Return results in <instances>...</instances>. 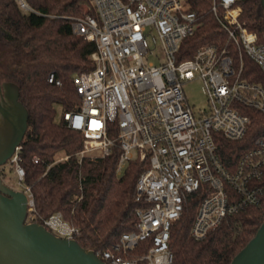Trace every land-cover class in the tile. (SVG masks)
I'll return each instance as SVG.
<instances>
[{
  "label": "built area",
  "instance_id": "built-area-1",
  "mask_svg": "<svg viewBox=\"0 0 264 264\" xmlns=\"http://www.w3.org/2000/svg\"><path fill=\"white\" fill-rule=\"evenodd\" d=\"M16 1L23 10H32L26 0ZM91 3L95 13L87 9L71 19V27L74 35L95 42V67L73 78L80 106L63 117L69 128L84 136L81 161L106 157L118 148L117 173L122 174L130 161L145 166L136 186V229L124 233L111 249L95 253L107 264H173L171 228L189 195L202 190L191 229L197 241L219 229L228 215L258 204L262 197L264 138L230 169L217 152L216 136L242 140L250 124L247 109L264 113V86L245 76L246 58L264 76V34L244 25L240 0H213L212 11L228 45L202 46L180 59L182 44L199 27L187 0ZM196 79L208 100V107L197 113L184 91L185 84ZM48 82L62 85L54 73ZM21 148L9 163L28 196L26 223H35L33 194L21 184ZM43 225L62 238L75 239L79 233L59 212ZM142 243V253L133 256Z\"/></svg>",
  "mask_w": 264,
  "mask_h": 264
},
{
  "label": "trees",
  "instance_id": "trees-1",
  "mask_svg": "<svg viewBox=\"0 0 264 264\" xmlns=\"http://www.w3.org/2000/svg\"><path fill=\"white\" fill-rule=\"evenodd\" d=\"M32 10H23L16 0H0V45L8 53L4 82L15 86L19 100L28 110V129L19 153L24 170L22 186L29 188L35 202V223L55 213L78 228L75 237L85 249L96 252L111 249L121 236L136 229L137 182L145 166L130 161L122 174L117 173L118 148L106 157H85L84 136L69 128L63 114L77 111L80 98L73 78L95 67L91 54L96 44L72 32L71 19L82 15L91 0H26ZM213 0H187L188 9L198 16L194 36L182 44L180 59L191 57L202 46L223 48L228 36L212 11ZM244 25L264 34V7L261 0H240ZM54 73L62 82H48ZM245 76L264 86L258 66L245 59ZM2 79V80H3ZM250 124L242 140L216 136L217 152L223 164L233 169L243 155L264 138V113L247 109ZM68 157L67 160L59 161ZM38 159V162L35 161ZM263 194L258 204L246 205L228 215L221 227L206 239L191 236L202 190L188 196L184 211L171 228L169 247L173 264H230L255 236L264 221ZM144 243L132 254L142 253Z\"/></svg>",
  "mask_w": 264,
  "mask_h": 264
},
{
  "label": "water",
  "instance_id": "water-1",
  "mask_svg": "<svg viewBox=\"0 0 264 264\" xmlns=\"http://www.w3.org/2000/svg\"><path fill=\"white\" fill-rule=\"evenodd\" d=\"M261 3L264 7V0ZM14 91L13 109L0 105V168L21 146L28 129V110L16 87ZM28 209L27 194L6 185L0 175V264H107L76 239L59 237L39 223H26ZM230 264H264V221Z\"/></svg>",
  "mask_w": 264,
  "mask_h": 264
},
{
  "label": "rangeland",
  "instance_id": "rangeland-1",
  "mask_svg": "<svg viewBox=\"0 0 264 264\" xmlns=\"http://www.w3.org/2000/svg\"><path fill=\"white\" fill-rule=\"evenodd\" d=\"M88 9L87 5L81 7L82 14ZM8 60V53L0 45V71L3 72L6 70ZM155 61V60H152ZM3 79V78H2ZM6 79H3V81ZM185 96L192 107L194 112H198L200 109H205L208 107V100L206 95L203 92V83L199 80H193L184 86ZM4 182L17 191H21V185L19 182V174L17 173L16 167L13 164H6L1 167Z\"/></svg>",
  "mask_w": 264,
  "mask_h": 264
},
{
  "label": "flooded vegetation",
  "instance_id": "flooded-vegetation-1",
  "mask_svg": "<svg viewBox=\"0 0 264 264\" xmlns=\"http://www.w3.org/2000/svg\"><path fill=\"white\" fill-rule=\"evenodd\" d=\"M1 76V75H0ZM1 85L2 88L0 90V105L3 106L5 109L7 110H12L13 109V100H14V95H15V91H14V87L12 84L4 82L1 78ZM20 101V100H19ZM3 117L2 112L0 111V119ZM2 121V119L0 120V122ZM25 137V136H24ZM9 163V161H8ZM7 163V164H8ZM0 175L2 177V180L4 182V176L2 173V170L0 168ZM5 183V182H4ZM6 184V183H5ZM7 185V184H6ZM9 186V185H8ZM10 187V186H9ZM12 188V187H11Z\"/></svg>",
  "mask_w": 264,
  "mask_h": 264
}]
</instances>
